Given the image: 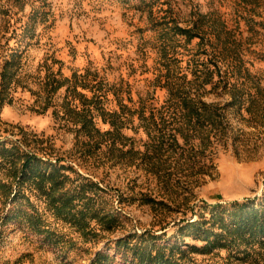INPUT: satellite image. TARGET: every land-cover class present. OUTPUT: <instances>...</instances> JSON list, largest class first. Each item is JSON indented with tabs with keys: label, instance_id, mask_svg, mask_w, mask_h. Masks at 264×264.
<instances>
[{
	"label": "rangeland",
	"instance_id": "obj_1",
	"mask_svg": "<svg viewBox=\"0 0 264 264\" xmlns=\"http://www.w3.org/2000/svg\"><path fill=\"white\" fill-rule=\"evenodd\" d=\"M0 264H264V0H0Z\"/></svg>",
	"mask_w": 264,
	"mask_h": 264
},
{
	"label": "trees",
	"instance_id": "obj_2",
	"mask_svg": "<svg viewBox=\"0 0 264 264\" xmlns=\"http://www.w3.org/2000/svg\"><path fill=\"white\" fill-rule=\"evenodd\" d=\"M171 93V91H170ZM172 94V93H171ZM180 98L182 97L179 96ZM157 124L156 122L152 121V124ZM96 129V128H95ZM161 129V128H160ZM158 129V131L160 130ZM98 130V129H97ZM154 137V136H153ZM161 137V135H160ZM164 140V139H163ZM170 144V141L168 142ZM151 145H155L153 143V139H152V143H150ZM158 145H161V138H158V143H156ZM34 158V161L33 159ZM37 162H38V159L35 157V156H27L24 160H23V163H22V166L20 167L18 173H17V176H19V180L18 181H14L17 182V183H23L24 181H26L27 179H29V175L30 176H35V168H36V165H37ZM40 175H44V173L40 174ZM48 176H53L52 173H50ZM16 194V193H14ZM257 225H261L260 223H257ZM239 228H243L244 226H241V224L238 225ZM248 231H251V227L248 229Z\"/></svg>",
	"mask_w": 264,
	"mask_h": 264
}]
</instances>
